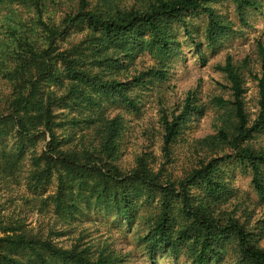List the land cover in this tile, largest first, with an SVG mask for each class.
Instances as JSON below:
<instances>
[{
    "label": "trees",
    "instance_id": "1",
    "mask_svg": "<svg viewBox=\"0 0 264 264\" xmlns=\"http://www.w3.org/2000/svg\"><path fill=\"white\" fill-rule=\"evenodd\" d=\"M220 1L225 0H133L127 7L118 0H0V182L23 183L28 195L23 202L38 214L50 212L53 224L73 226L95 212L121 233L142 228L137 245L146 248L151 264L159 254L183 255L190 264H219L229 254L232 264H264L259 245L264 220L247 227L234 211L223 209L234 197L236 170L250 174L264 199V150L251 145L264 132V42L256 41L257 73L247 60L237 67L230 57L216 66L228 83L229 99L210 102L219 112L216 134L197 141L206 157L183 165L179 178L163 175L164 167L155 170L147 155L136 158L131 169L118 165L124 120L114 112L137 113L140 95L132 96L134 90L166 78V61L179 49L174 24L182 26L205 62L198 31L186 18L204 17L206 45L214 48L228 28L213 7ZM230 1L240 17L257 8L255 0ZM71 35L80 38L70 42ZM142 53L159 68L120 82L117 74ZM244 69L258 90L253 120L244 103ZM195 102L188 93L180 114L162 111L166 164L182 126L199 110ZM66 122L82 135H60ZM223 165L233 167L227 171ZM22 221L0 224V264L121 262L114 251L91 245L58 247Z\"/></svg>",
    "mask_w": 264,
    "mask_h": 264
},
{
    "label": "rangeland",
    "instance_id": "2",
    "mask_svg": "<svg viewBox=\"0 0 264 264\" xmlns=\"http://www.w3.org/2000/svg\"><path fill=\"white\" fill-rule=\"evenodd\" d=\"M132 1L118 0V3L129 7ZM255 1L257 8L248 9L243 17L239 16L235 4L230 0L213 5L228 26L226 35L220 38V42L214 48L206 45L203 34L204 17L196 13L186 18L188 27L198 31L194 36L202 43L204 63L196 56L195 48L184 34L182 26L174 24L179 49L166 61V78L159 82L154 81L143 91L134 90L132 96L136 93L140 95L137 113H129L126 110L114 112V114L120 113L124 120L121 153L118 160L122 170L131 169L136 158L147 155L155 170L164 167L168 172L165 171L163 175L168 173L172 174L173 178H179L184 167L195 166L200 157L205 154L206 149L200 150L197 141L216 134L218 124L216 120L219 115L218 110L210 102L216 97L229 99L228 83L224 75L216 70V66L223 65L225 59L230 57L235 66L240 67L242 62L247 60L249 69L253 73L258 72L255 47L256 41L264 42V0ZM56 9L58 7L53 6V11ZM20 12L24 16H33L32 13L29 14L23 9H20ZM59 13H56V17L60 15ZM79 38L80 35H71L68 40L76 42ZM63 46H66V43H63ZM151 68H159L158 62L147 53H142L126 71L117 74V79L120 82H126ZM242 73L246 90L245 108L250 119L253 120L258 111V90L256 82L248 77L245 69ZM188 93L195 95V106L199 110L182 126L179 136L170 148L171 163L166 164L161 150L163 147L162 111L167 109L169 113L176 111L175 114H180ZM69 111L70 109L64 110V112ZM68 114L70 116L67 120H70L72 116ZM66 123L58 131L60 135L72 133L77 134V137L82 135L78 128L73 127L70 122ZM251 145L258 151L264 150V132L256 134ZM194 149H197V152ZM225 152L231 154L230 150ZM212 154L209 153V158L213 157ZM221 155L222 152L219 156ZM183 165L185 166L182 167ZM232 167L222 166L223 170L227 171H230ZM251 179L250 174L236 170L231 180V186L235 189L234 197L223 206L226 212L234 211V217L240 223L246 222L247 227L249 224L254 225L264 220V199H260L254 190ZM27 196L23 183L0 182V224L23 220L22 222L33 231V234L48 237L58 247L69 249L76 245H91L93 248L104 249V251H114L121 260L120 264H151L146 255V248L137 245V239L144 233L142 228L137 227L132 233H121L120 228L110 225L108 219L103 215H96L95 212L89 213L73 226L53 224L54 219L50 212L38 214L33 209L34 206L23 202ZM259 245L264 247V230L259 239ZM155 258L154 264H190L183 255L174 259L171 256L159 254ZM232 260L229 254L219 264H232Z\"/></svg>",
    "mask_w": 264,
    "mask_h": 264
}]
</instances>
